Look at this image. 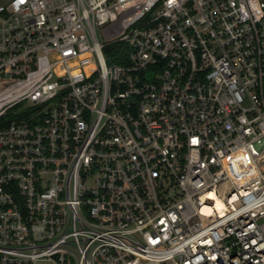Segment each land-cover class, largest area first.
I'll use <instances>...</instances> for the list:
<instances>
[{
	"label": "built area",
	"instance_id": "obj_1",
	"mask_svg": "<svg viewBox=\"0 0 264 264\" xmlns=\"http://www.w3.org/2000/svg\"><path fill=\"white\" fill-rule=\"evenodd\" d=\"M45 262L264 264V0H0V264Z\"/></svg>",
	"mask_w": 264,
	"mask_h": 264
},
{
	"label": "rangeland",
	"instance_id": "obj_2",
	"mask_svg": "<svg viewBox=\"0 0 264 264\" xmlns=\"http://www.w3.org/2000/svg\"><path fill=\"white\" fill-rule=\"evenodd\" d=\"M42 264H54V263H52V262H45V263H42Z\"/></svg>",
	"mask_w": 264,
	"mask_h": 264
},
{
	"label": "bare ground",
	"instance_id": "obj_3",
	"mask_svg": "<svg viewBox=\"0 0 264 264\" xmlns=\"http://www.w3.org/2000/svg\"><path fill=\"white\" fill-rule=\"evenodd\" d=\"M218 205H220V203L218 202Z\"/></svg>",
	"mask_w": 264,
	"mask_h": 264
}]
</instances>
